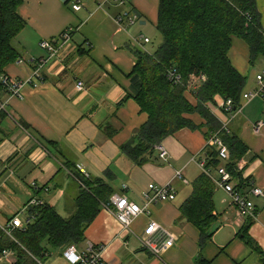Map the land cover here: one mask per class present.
<instances>
[{
    "label": "crops",
    "instance_id": "crops-1",
    "mask_svg": "<svg viewBox=\"0 0 264 264\" xmlns=\"http://www.w3.org/2000/svg\"><path fill=\"white\" fill-rule=\"evenodd\" d=\"M256 2L264 28V0ZM75 3L80 6L77 11L72 8ZM158 4L159 0H127L124 5L115 0H22L17 14L25 25L15 39L20 60L4 68L10 79L24 81L31 76L38 60L47 57L40 47L42 41L56 43L67 29H73V36L40 67L43 77L37 87L23 86L21 97L0 96L5 112L0 126L1 224L31 199L55 208L70 187L75 195L76 182L64 167L69 160L86 177L104 179L115 193H123L140 206L144 205L143 192L149 184L171 183L176 192L174 201L150 205L148 213L135 219L128 231L103 208L85 231V247H102L101 256L110 264H195L200 232L181 219L180 207L200 174L195 160L207 145L204 128L181 129L165 138L160 144L167 153L165 159H158L156 148L155 160L141 167L120 151L147 120L130 92L128 75L135 60L128 48L148 52L150 34L157 32ZM125 12L136 21L120 29L115 18ZM140 36L150 43L139 41ZM229 59L247 79L245 90L253 89L254 69L244 41L233 40ZM77 81L83 82L84 90L77 91ZM199 85L193 80L188 89L195 90ZM186 97L195 104L191 90ZM190 118L201 124L198 117ZM258 122L260 130L255 132ZM227 127L248 149L242 177L250 178L264 191V101L255 98L244 103ZM178 172L180 179L175 178ZM214 190L219 224L200 255L211 264H263L238 236L244 219L222 190ZM251 200L259 212L248 234L264 253V198L251 196ZM150 221L169 231L172 247L155 253L142 245ZM153 238L157 245L162 241V236ZM0 264L10 263L0 258Z\"/></svg>",
    "mask_w": 264,
    "mask_h": 264
},
{
    "label": "trees",
    "instance_id": "trees-1",
    "mask_svg": "<svg viewBox=\"0 0 264 264\" xmlns=\"http://www.w3.org/2000/svg\"><path fill=\"white\" fill-rule=\"evenodd\" d=\"M21 3L22 0H0V78L5 76L9 81L4 68L20 60L15 39L25 25L17 14ZM260 16L256 0H159L156 30L160 44L151 52L128 48L135 60L128 75L130 92L147 120L136 135L121 146V153L141 167L155 160L154 151L165 138L185 128H204L206 141L218 133L228 150V160L222 162L215 146H205L202 157L205 169L211 174L207 176L198 168L200 174L191 184V194L180 207L181 219L200 232L195 264H211L202 258L200 251L219 224L213 199L214 171L224 165L237 182L238 191L249 190L253 183L250 178L242 177L243 167L237 171L238 162L248 154L247 147L228 127L223 129L222 124L235 112L234 107L243 104L240 98L247 85V79L236 71L229 59L233 40L241 39L246 43L252 68L260 61L264 63V28ZM66 31L58 42H50L57 47ZM72 36L73 29L69 32V41ZM170 71L179 78L178 82L168 78ZM193 80L200 82L199 87L188 89ZM7 87L0 79V96L10 95ZM190 90L195 104L186 97ZM229 99L233 105L228 112L223 106ZM191 116L198 117L201 124H195ZM4 118L0 100V126ZM64 167L77 185L74 210L64 218L52 206L38 200L41 204L26 209L22 228L13 231L15 241L0 230V255L12 251L14 264H40V260L49 256L50 249L62 256L71 245L82 248L85 231L115 194L104 179L86 177L69 160ZM258 212L255 207V217ZM253 221L254 218L244 217L238 236L264 264V253L248 234Z\"/></svg>",
    "mask_w": 264,
    "mask_h": 264
},
{
    "label": "built area",
    "instance_id": "built-area-1",
    "mask_svg": "<svg viewBox=\"0 0 264 264\" xmlns=\"http://www.w3.org/2000/svg\"><path fill=\"white\" fill-rule=\"evenodd\" d=\"M115 1H117L120 5H124L127 0ZM72 8L77 11L80 9V6L78 3H75L72 5ZM135 21L136 17L129 15L127 12L122 13L115 18V23L120 29H125L126 26L129 27L133 25ZM70 31L71 29H67V31L63 34L62 42L57 47L54 46V44L50 41H42L40 43L41 49L47 52V57L38 60L37 68L32 71V74L29 78L24 81H15L12 79L9 81V79H7L5 76L0 78L3 84H7V89L10 92V95L21 97V89L23 86L31 85L33 87H37L41 83L42 77L40 76L39 72L40 67L44 66L49 58L55 57L57 53H59V51L65 46V44L69 42ZM138 40L143 43L149 42V39L143 36L138 37ZM168 78L175 83L179 81V78L173 71L169 72ZM254 82H256V86L251 90L243 91L241 95L244 100H246V102H249L255 98H259L264 101V68L254 75ZM75 88L77 91H82L84 89V85L81 81H78ZM246 102L242 100V103ZM232 105L233 102L229 99L224 103L223 107L225 111L229 112L232 108ZM241 108L242 104L234 107L233 111L235 110V112L230 115L229 120L222 124L223 129L227 128L228 123L235 117L237 113L240 112ZM259 122L256 124L257 127L261 124ZM217 134L218 133H214L207 140V145L215 146L218 150L219 159L222 162H226L229 157L228 150L223 142L219 139ZM157 149L159 151V159L164 160L167 154L165 149L162 146H158ZM195 164L197 168L203 171L207 176L211 174L209 170L205 169V159L202 157V153L195 160ZM242 167L243 160L238 162L237 171H239ZM78 169L81 170L79 167ZM214 172L216 174V178L214 179L216 188L222 190L227 195L230 204L237 215L243 219L244 217L255 218V207L251 200V196L264 198L263 189L256 187L253 185V183H250V189L247 192L238 191L237 188H235L237 182L231 178L224 165L219 166ZM175 178L180 179L181 173L178 172L175 175ZM123 188L125 187L123 186ZM175 197L176 192L171 183L161 186L149 184L147 186V190L143 192V206L130 201L123 193H115L110 196L108 202L104 205V209L113 215L117 223L124 231H128L135 219H137L142 214L148 213L150 205L163 202H172L175 200ZM38 204H41V202L36 199L29 200L23 209L17 212L12 218L3 224L0 223V229L4 234L13 239V231L15 229H21L23 226L22 219L26 214V209H28L29 206ZM156 235L162 236V241L159 245H157L155 238H153L154 236L156 237ZM144 236L145 237L141 239L142 245L155 253L172 247V235L169 233V231L165 230L154 221L149 222L147 228L144 230ZM101 249L102 247L99 245L92 244H87L83 249H79L77 246L71 245L67 247L62 253L63 262L64 264H110L102 258ZM0 258L5 259L10 264H14L13 254L9 250L4 251L0 255Z\"/></svg>",
    "mask_w": 264,
    "mask_h": 264
},
{
    "label": "rangeland",
    "instance_id": "rangeland-1",
    "mask_svg": "<svg viewBox=\"0 0 264 264\" xmlns=\"http://www.w3.org/2000/svg\"><path fill=\"white\" fill-rule=\"evenodd\" d=\"M150 36H151V38H150L151 39V44H149V45L146 46V49L149 52H151L152 50H154V48L157 45L160 44L159 42H161V38L159 37V34L157 32H155V34H153V35L150 34ZM263 68H264L263 61H260L259 63L255 64V67H253V69H254V75L256 73L260 72ZM75 87H76V84H75ZM74 190L75 189L73 187H70L66 191V193L64 194L63 200H61L60 204H58L54 208L58 212V214L61 215L64 218L65 217H68L70 215L71 211L74 210V207H73V196H74L73 194L75 192ZM49 199H52V196H50ZM12 240H14V238ZM83 247H85V245ZM10 252L12 253V251H10ZM40 264H64V262H63L62 256L60 255V253L58 251L50 249L49 250V256H47L44 259L40 260Z\"/></svg>",
    "mask_w": 264,
    "mask_h": 264
},
{
    "label": "bare ground",
    "instance_id": "bare-ground-1",
    "mask_svg": "<svg viewBox=\"0 0 264 264\" xmlns=\"http://www.w3.org/2000/svg\"><path fill=\"white\" fill-rule=\"evenodd\" d=\"M240 100H243L244 102H246V100H244V98L241 96V98H240ZM244 104V103H243ZM243 104H242V107H243ZM235 111V110H234ZM241 111V110H240ZM260 126H261V124L257 127V125L255 126V128H254V130H255V132H259V130H260ZM243 163H244V161H243ZM82 173H83V171H82Z\"/></svg>",
    "mask_w": 264,
    "mask_h": 264
}]
</instances>
